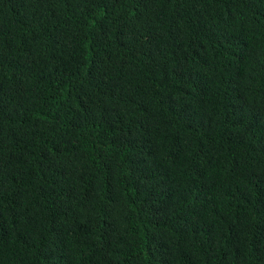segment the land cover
Returning <instances> with one entry per match:
<instances>
[{"label":"trees","instance_id":"trees-1","mask_svg":"<svg viewBox=\"0 0 264 264\" xmlns=\"http://www.w3.org/2000/svg\"><path fill=\"white\" fill-rule=\"evenodd\" d=\"M0 264H264V0H0Z\"/></svg>","mask_w":264,"mask_h":264}]
</instances>
